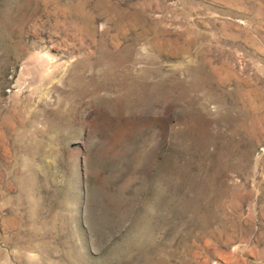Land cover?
<instances>
[{"label": "rangeland", "instance_id": "1", "mask_svg": "<svg viewBox=\"0 0 264 264\" xmlns=\"http://www.w3.org/2000/svg\"><path fill=\"white\" fill-rule=\"evenodd\" d=\"M0 264H264V0H0Z\"/></svg>", "mask_w": 264, "mask_h": 264}]
</instances>
